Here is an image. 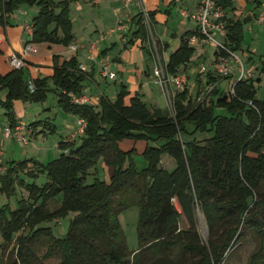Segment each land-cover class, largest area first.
I'll return each instance as SVG.
<instances>
[{"label":"trees","instance_id":"obj_1","mask_svg":"<svg viewBox=\"0 0 264 264\" xmlns=\"http://www.w3.org/2000/svg\"><path fill=\"white\" fill-rule=\"evenodd\" d=\"M79 1L0 0V27L22 4L35 5L38 11L31 41L70 46L76 38L71 5ZM216 3L225 10L233 0ZM157 13V9L145 8L133 17L137 29L129 46L149 40ZM248 21L247 17L226 18L225 42L234 52L242 49ZM194 36L202 37L198 28L181 36L179 48L165 66L168 73L176 74L191 62L195 48L190 39ZM54 61L51 78L58 104L84 119L86 126L79 142L60 140L61 154L47 164L33 159L6 161L1 194L14 193L17 186L28 191L16 209L0 208L2 246L5 249L14 243L10 264H49L46 261L56 257L58 261L52 264H176L187 253L199 257L193 264H225L226 252L248 230L260 238L250 264H264V99L256 97L260 78H237L226 94L220 81L229 76H217L209 69L205 85L212 89L199 90L193 100L188 79L184 91L174 95L171 112L158 106L151 109L140 93L131 94L125 84L114 99L101 94L97 104L76 102L73 96L84 95V82L93 75L80 68L77 56L60 63L56 55ZM48 80L35 78L36 88L31 91L24 68L0 72V106L6 109L13 130L20 125L14 100H44ZM216 107L223 112H216ZM40 125L54 127L50 120L31 126L36 130ZM197 130L212 134L203 140L182 136ZM128 142L131 147L125 146ZM138 153L146 160L143 167L135 160ZM164 155L174 159L171 169L163 166ZM101 159L113 166V174L108 180L95 177L88 181L90 170ZM22 172L32 177L45 173L48 180L28 183ZM52 200L59 202L56 208L48 205ZM131 206L139 208L138 247L133 250L119 219ZM198 210L208 226L207 241L198 231ZM70 212L74 216L63 238L56 237L51 226L42 225ZM44 243L47 249L39 256L36 248Z\"/></svg>","mask_w":264,"mask_h":264},{"label":"rangeland","instance_id":"obj_2","mask_svg":"<svg viewBox=\"0 0 264 264\" xmlns=\"http://www.w3.org/2000/svg\"><path fill=\"white\" fill-rule=\"evenodd\" d=\"M106 1V0H105ZM103 1L101 3V0H85V1H79L76 3H73L71 5V18L74 23V33L77 37L80 36H86L89 33V30H92L91 35L94 36L93 40H91L88 44H84V47H82L79 43L73 44L67 47L63 44L59 43H51V42H34V44L38 47V52L35 53L39 57V60L36 62V64L41 66L42 72H45L49 69H52L51 73L53 72V66H54V56L56 54H60V56H63L61 62H63L64 59L67 57L65 55H69V53L72 51V47L75 46L77 50L79 48H85L87 47L88 53L86 54V59L90 60L92 62H97L100 67L101 76L99 77L100 81L102 83H107L106 81H110L108 76H105L103 74V67L104 64H107L110 68L111 61L105 60L102 57L104 56L101 54L102 50L104 49V45L107 41H111L112 38L114 40H117L119 43H117V52L121 53L125 49H132L138 51V58L140 60L143 59V64L146 67L147 70H149L150 74L154 76L156 81L159 83V79L155 76V69L151 65H147V61L149 60V56L152 55L156 59V52L157 50L160 52L163 49L162 45V39L158 37L157 34L155 36L150 37V43L147 44L145 42V48H141L140 41L135 43V47L129 46V39L132 37L133 31L137 29V26L135 24V21L133 20V16L138 17L137 15L139 12L137 10H132V7H135L136 5L138 7V10L141 12L144 9V6L142 5L141 0H121V6L120 11L123 12V15L125 13V16H121L116 14L118 18L114 21V24L109 27V24L111 22L112 24V18H113V10L116 5H118V0H108L107 2ZM164 1V0H163ZM161 4H168V0L166 2H163ZM85 3V4H83ZM145 3V1L143 2ZM136 7V8H137ZM131 9V10H130ZM233 5L229 6V12L231 16H233ZM38 7L35 5H29V4H22L18 9H16L11 16H15L18 19H21L17 25L14 26H21L23 23V19H25V22H33L34 16L37 14ZM24 12H27L25 16H23ZM239 13V12H238ZM247 11L239 13V14H246ZM111 19V20H110ZM189 19H185L180 15L179 10H174L172 14L167 13V11L163 8L162 13H159L157 15V25L160 29V34L164 36V38L169 39L171 42L174 39H177V43H181V37L177 35L178 32L182 34V32L186 29L187 26L190 28H194V22L193 21H187ZM264 21L260 22L259 25L255 27V29H259L262 31V34H258L256 37L257 39L254 40L252 46H251V56H253L254 61L248 62L247 59H249V54L245 55V51L241 52V57L239 54V58L241 59L242 63L244 64L245 70L247 73H250L251 75L250 79L256 80L257 77H261L260 81L256 82V97L258 99H264V71L263 68V61H264V29L261 25H263ZM247 24V23H246ZM245 24V25H246ZM98 25L99 27H96ZM13 26V25H12ZM252 26V25H251ZM249 26H246L245 30V38L250 43L251 41V35L252 31H249ZM26 30V28H25ZM103 35V39H100V36ZM24 38H31L27 33H24ZM152 38V39H151ZM163 38V39H164ZM248 42L246 43V46L248 45ZM176 43V44H177ZM245 43V42H244ZM95 44V48H93V45ZM202 48H206L208 45L202 44ZM150 51L149 54H146V52H142L143 55H141V50ZM209 53L212 56V58L209 60L207 55L203 58H198L196 62L188 69L189 72V82H190V88H191V96L192 99L195 100L197 97L198 91H204L205 87H210L207 84L205 85V81L202 80V82L198 81V77L201 75V79L204 77V74L200 72V68L202 64L209 65L211 67L215 61H217L218 56L214 59V50L217 51L216 47L211 44L209 45ZM174 50V49H173ZM148 53V52H147ZM170 53V52H169ZM244 53V54H243ZM145 55V56H144ZM147 55V56H146ZM162 53L160 54V56ZM245 55V56H244ZM59 56V55H58ZM59 56V58H60ZM159 54L157 57H160ZM247 62L244 63L243 57ZM94 57V58H91ZM214 59V60H213ZM119 58L116 56L112 62H118ZM212 60V61H211ZM231 66L235 69L237 73V78H239V67L237 66L236 60L231 62ZM50 73V74H51ZM198 75V76H197ZM48 76V75H47ZM45 76V77H47ZM229 77H222V80L220 81V87L224 89L225 93L228 94L231 92L232 85L234 84V73H231L228 75ZM48 91L46 98L44 100H31V101H23L21 99L14 100L13 110L16 114V116H21L24 114L25 110H28L27 113L29 115L25 116V120L31 121L24 122L23 127L20 131L29 138V143L24 144L23 142L19 141L16 137H10L6 138L4 136V127L6 125H9L8 122V116L6 113V109L2 106H0V146L3 150V160L4 165H6V158L9 160H23V159H33L35 161H38L43 164H47L49 161L59 157V155L62 152V148L59 146L60 140H76L80 141L82 135L84 134L81 130L83 125L80 124L78 119V124L75 129L76 119L77 116L73 113H68L65 110H63L58 105V96L55 92V84L51 76L48 77ZM160 84V83H159ZM202 84V85H201ZM111 84H108L110 87ZM161 85V84H160ZM162 87V85H161ZM157 85H148L145 87V91L147 92L145 98H143V101H145L148 104V107L153 109L155 105V101L159 102V106L161 108H164L165 110H169L172 112V102H170V99L165 95L163 91V87L161 88ZM137 89V88H136ZM117 90H120V86H118ZM108 93L111 94V96H114V91L112 89H108ZM100 94L98 92L94 94H87L89 101L91 103L97 104L98 103V96ZM115 98V96L113 97ZM222 107H216V112L220 113L223 112ZM50 120L52 124H54L53 129L47 126L40 125L36 131H33L32 129V123L37 121H48ZM75 130V131H74ZM212 132H203V131H194L192 134H188L187 132H183L182 136L185 140L192 139L193 137H196L198 140H203L205 137L210 136ZM4 141H6V145H4ZM127 142V141H126ZM138 143V142H137ZM132 142H128L125 144L126 147H131ZM137 145V144H136ZM141 142L138 143V146L140 147ZM5 154V155H4ZM135 160L137 161V164L140 167H143V165L146 164V160L144 159L143 155L138 153L135 154ZM162 164L165 168L171 169L175 165V161L168 155H165L162 158ZM32 166V163L30 164ZM114 172L113 166L109 165L107 162H105L103 159H101L96 166L90 170V174L88 175V181H93L95 177H99L100 179H106L108 180L111 175ZM21 177H23L26 182L32 183L35 182L37 184H43L48 180V177L45 173H39L37 176L32 177L29 176L27 173L22 172ZM28 196V191L24 187L17 186L16 191L11 194L7 193L6 191L0 194V208L5 207L7 212H9V209H16L19 206V200L23 197ZM64 196L63 192H60L58 195L59 199H62ZM51 208H56L58 206L57 200H52L48 204ZM74 213L70 212L69 214L54 218L53 220L43 222L42 224H50L52 225L53 231L56 233V235L59 236H65L68 231V227L70 224L71 219L73 218ZM120 222L122 224V227L124 228V231L127 236V243L131 250L138 247V237H137V223L139 220V208L137 206H131L124 211H122L119 215ZM197 227L198 231L200 232L202 238L204 241H207L208 239V226L205 220V217L201 211H197ZM181 227H184L183 222L181 223ZM4 241L3 237L0 235V264H2V250L6 253L12 245H9L5 247L6 249H3V246L1 242ZM260 246V238L259 236L248 230L247 235L244 239L241 240L238 244L235 245V247L229 249L225 254V264H250V257L251 254L257 250ZM37 252L39 256H42L46 249L47 244L38 245L37 246ZM178 254L181 252L180 250L176 251ZM15 255L9 256L7 259V264H10V262L14 259ZM199 257L197 255H192L190 253L185 254L180 259H177L176 264H193L195 261H197ZM58 261V258H52L48 259L46 262L49 264L55 263Z\"/></svg>","mask_w":264,"mask_h":264},{"label":"crops","instance_id":"obj_3","mask_svg":"<svg viewBox=\"0 0 264 264\" xmlns=\"http://www.w3.org/2000/svg\"><path fill=\"white\" fill-rule=\"evenodd\" d=\"M80 1H83V0H80ZM103 1H105V0H101V3ZM107 1L108 0H106L105 2H107ZM144 1H145V3H143ZM162 1L163 0H143L142 1V5L144 6V8H146L148 10H156L157 9L158 10L157 15L159 13H162V9L163 8L165 10L169 11V12L171 11V14L173 13L174 10L178 11V6L174 3L173 0H168V4H161ZM199 1L200 0H184L183 1V5H184V7L188 8L190 10H193L194 7H195V4L197 2H199ZM163 2H166V0H164ZM83 4H85V3H83ZM120 6H121V0H118V5H116L114 10H113L112 24L110 22L109 27L112 26L114 24V21L116 20V18H118L116 16V14H118L120 12L119 15L125 16V13L123 15V12L120 11ZM134 6L135 7H132V10H137V12H140L138 10V7L136 5H134ZM233 8H234L233 9V16H231V14L229 12V7H227L225 9L226 13H227V18H230V17H232L234 19H240V18H246V17L249 18V21L244 26V40H243V45H242V51H245V55L249 54V56H248L249 59H247V61L248 62H253L254 58H253V56H251V52L252 51L250 49H251V46H252L254 40L257 39L256 37L258 36V34H260V33L262 34V31H260L258 28L255 29V27L260 26L259 25L260 22H259L258 19L262 15V13H264V0H233ZM241 11L242 12L247 11V13L241 15V14H239V13H241ZM157 15H156V23L153 25L154 34H151V35L155 36V34H157L158 37L162 39L163 49L160 52L157 50L156 59L152 55H150L148 57L149 60L147 61V65L150 66V67L152 65L154 67V69H156L160 64H163L164 67H165L167 62H168V60H169V57H170L171 53L174 52L175 50H177L179 48V46H180L179 43H177V39H174L171 42L169 39H167V38L165 39L164 36H162L160 34V29H159V27L157 25ZM23 16H25V15L23 14ZM20 20L21 19H18L15 16H11L9 22L5 26L0 27V72L2 74H6L10 70H12V66L9 63L10 55L13 52H16V53H19V54L22 53L24 44L26 43V41L31 39V38H29V39L24 38V33H27L31 37V34L29 33V31L25 30V27H24L25 19H23L22 27L21 26L20 27L19 26H14V25H17V23ZM187 21L188 22L189 21H193L195 23L194 24L195 26H194V28H190L189 26H187L186 29L182 32V34L180 32H178L177 35H179L180 37L186 31L197 28V24H196V22L194 20L189 19ZM262 24L263 25H261V26L264 29V23H262ZM246 26H249L248 27L249 31L253 32L252 35H251L250 43L245 38V33H246V30H245L246 28L245 27ZM96 27H99V26L96 25ZM91 33H92V30H89V33L86 36L83 35V36L77 37L75 35L76 38H75L74 42L71 45L79 43L82 47H84V44H88L91 40H93V38H95L94 36L91 35ZM151 35H150V37H151ZM110 40L111 41H107L105 43L104 49L102 50L101 54L104 55L102 57L103 59L111 61L110 70L116 73V77L114 79H110V81H106L107 83H102L99 80L100 79L99 77L101 76L99 64L97 62H92V61L87 60L85 58L86 54L88 53L87 47H85V48L81 47L78 50L72 48V51L69 53V55L68 54L65 55L67 58H70V57H73V56H77L78 59H79V64L80 65L83 64L85 66V70L84 71L89 72L91 75H93V77L88 76V78L84 82V95L94 94V93L98 92L100 95L101 94H106L111 99H114L113 97L114 96L116 97V95L118 93V90H117L118 86H120L121 84H125L130 89L131 94L138 92V93H140L142 95V98H145V96L147 94V92L145 91V87L146 86H148V85H157V86L161 87V85L156 81L154 76L149 73L150 71L147 70L146 67L144 66L143 59L140 60L138 58V51L137 50H135L134 48L125 49L123 52L118 53L117 52V50H118L117 49V46H118L117 43H119V42L117 40H114V39L112 41V38ZM138 41L141 42V40H138ZM247 42H248V45L246 46ZM149 43H150V38H149L147 44H149ZM71 45H70V48H71ZM192 46L195 48V52H194V55L192 57L191 62L189 64H187L186 66H182L180 68V70H184L185 69V71H187L188 77H189V72H188V70L186 68L189 69L196 62V60L198 58H203V56L205 57L206 55L209 58V60L212 58V56L209 53V50H210L209 49V45L206 46V48H202L203 45L198 40ZM67 47H69V46H67ZM133 47H135V45ZM107 48H109L110 50H108V52H106L104 54L103 51L105 49H107ZM141 48H145V43H141ZM139 52H141V55H143L144 52H146V54L150 53L149 49H148V51L141 50ZM216 52L217 51L214 50V57H213L214 59L217 56ZM161 53H162V55L160 56ZM236 53L239 54L240 57H241V54H240L241 52L239 50L236 51ZM158 54H159L160 57H157ZM56 55L60 56L61 53L60 54L58 53ZM116 56H118V58H119L118 62H112V60ZM244 56L242 58H243L244 63H245L247 61L245 60ZM62 58H63V56H60V63H61ZM26 60H27L28 64H27V66L24 69H25V72H26V75H27L28 79L31 78V77H33L35 79V78H43V77H45L47 75H48L47 77L53 75V72L51 73L52 69H49V70H47L45 72H42L41 66L36 64V62L39 60V57L37 55H35V53H31V54L27 55L26 56ZM202 65H204V64H202ZM202 65H201V68H200V72L202 74H204V77L201 79V75H200L198 77V80L201 79V81L202 80L206 81L207 80V72L209 71V69L204 71L202 69ZM36 67L38 68V71L36 70ZM257 78L261 79L260 76L257 77ZM233 80H234V83L237 80L236 71L234 72ZM108 84H111L110 87L108 86ZM189 85H190V82H189ZM109 88L112 89V91H114V96H111V94L108 93V89ZM163 91H164V89H163ZM164 93L170 99V102H172L174 95L171 97L165 91H164ZM1 96L4 99L6 97V91H3ZM99 96H98V98H99ZM154 101H155L154 102L155 105L160 107L159 106L160 105L159 102L156 101V100H154ZM27 111L28 110H25L23 115L17 117V119L19 120L20 123L21 122H23V123L24 122H29V123L31 122V121L25 120V116L29 115V113H27ZM78 119H79V117L77 116V119H76L77 122L75 124V129H76L77 124H78ZM38 128H36V129H38ZM33 131H36V130L33 129ZM4 145H6V141H4ZM5 158H6V161H9V159L6 156H5ZM13 160H15V158H13ZM145 165H143V166H145ZM58 205H59V202H58ZM42 225L43 226H51L52 227V225H50L48 223L47 224H42ZM54 235L56 237H59V238H63L64 237V236L56 235L55 232H54ZM3 242L4 241H2L1 244H3ZM11 245H12L11 248L6 253L4 252V250H2V264H7L8 255L10 254V250L13 248L14 243H12Z\"/></svg>","mask_w":264,"mask_h":264},{"label":"built area","instance_id":"obj_4","mask_svg":"<svg viewBox=\"0 0 264 264\" xmlns=\"http://www.w3.org/2000/svg\"><path fill=\"white\" fill-rule=\"evenodd\" d=\"M130 1V0H127ZM174 3L178 6V10L180 12V15L185 19H191L194 20L197 24V28L202 35V37L194 36L190 39V44H195L198 40L204 44V45H210L213 44L217 52L221 53L222 51L227 52V55L220 54L218 56L217 61L213 63L211 67L209 65H202V69L206 71L207 69H211L215 75L217 76H228L231 73L235 72V67L233 68L231 66V62L236 60L237 66L239 67V78H250V73H247L244 67V64L242 63L239 56L236 54V52L232 51L227 45H226V36H227V13L224 9H220L217 6L216 0H200L195 4V7L193 10H190L183 5L184 0H173ZM145 12V8L143 9ZM27 12H24V15H26ZM147 17V14H146ZM259 22L264 21V13L259 17ZM24 27L27 31L31 34L33 33V24L32 22H25ZM100 39H103V35L100 36ZM73 49H77L75 46L72 47ZM93 48H95V44L93 45ZM38 47L30 40L26 41L23 47L22 53H16L13 52L9 57V63L12 66V68L21 69L25 68L27 66V60L26 56L31 53H37ZM94 58V57H91ZM80 68L82 70H85V66L83 64L80 65ZM103 74L105 76H108L109 78H115L116 73L111 71L109 66L107 64H104L103 67ZM36 70L38 71V68L36 67ZM155 76L159 79V83L162 85L164 91L169 95L173 96L176 93L184 91L185 87L188 83V75L185 70H181L177 72L176 74H170L166 71V68L163 64H160L154 71ZM28 86L31 91L35 90V82L34 78L31 77L28 79ZM210 87H207L208 90L212 89V85H208ZM203 96L200 97L202 99ZM74 101L85 103L90 102L87 95H83L80 97L73 96ZM80 124L83 125L82 131L84 133V129L86 126V121L82 118H79ZM24 128L23 122L20 123V125L13 130L10 125H6L4 127V136L6 138L10 137H16L19 141L23 142L24 144L29 143V138L26 137L20 130ZM6 165H4L3 160V150L0 146V194H1V175L5 172Z\"/></svg>","mask_w":264,"mask_h":264}]
</instances>
